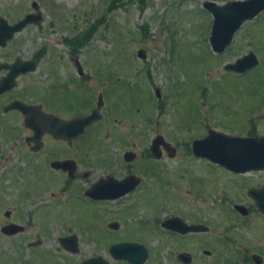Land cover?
<instances>
[{"label":"rangeland","instance_id":"obj_1","mask_svg":"<svg viewBox=\"0 0 264 264\" xmlns=\"http://www.w3.org/2000/svg\"><path fill=\"white\" fill-rule=\"evenodd\" d=\"M209 1L235 0H0V18L11 25L37 13L34 2L44 20L16 34L6 57L30 58L45 48L43 64L56 65L61 77L57 96L71 98L76 114L94 109L101 93L105 99L103 120L75 142L81 174L75 183L51 169L53 158L47 153L36 168L25 142L0 137V210L11 212L6 224L26 226L22 234L6 236V256H17L20 239L49 229L52 236L42 248L51 251L59 221L83 241L87 231L99 241L101 227L116 219L122 236L105 237L108 256L119 241H158L159 220L180 214L194 216L193 223L217 225L213 229L220 245L264 242V214L254 210L243 219L235 210L238 204L253 205L248 188L241 186L263 184L264 174L233 177L192 153L193 141L210 130L264 136V13L246 22L229 48L216 54L209 43L213 17L204 9ZM91 26L93 36L76 49ZM141 49L146 59L138 57ZM249 52L257 56V66L241 74L224 70ZM77 61L85 68V84L76 76L69 93L62 80L74 74ZM83 87L84 96L79 92ZM157 136L176 149L175 157L162 148V158H155L151 146ZM126 152L136 153L137 159L126 163ZM110 175L118 180L135 175L141 183L112 204L86 197L95 182ZM24 247V264L48 257Z\"/></svg>","mask_w":264,"mask_h":264},{"label":"flooded vegetation","instance_id":"obj_2","mask_svg":"<svg viewBox=\"0 0 264 264\" xmlns=\"http://www.w3.org/2000/svg\"><path fill=\"white\" fill-rule=\"evenodd\" d=\"M1 21L5 22L4 29L6 31V20H0V24ZM43 21L44 20L42 19L38 23L28 25L22 31L33 26L40 27ZM7 46L8 44L6 45V42L0 46V91L3 87L6 88V79H9V84H13L15 82V86L10 90L6 91V89H4L0 92V137L7 138L10 142H25V145L28 147L31 153V158H34L33 160L36 163V168L41 165L42 156L47 153V157L53 158V160L50 162L51 169H54L58 176L61 174L60 176L66 177L69 181H73L72 183H75V181H77L81 175L78 163L76 161L79 159H77L74 155L76 140L73 139L69 142L63 138H56L54 135L46 133L41 140L42 145L36 146L35 142H33L31 138H33L38 133V129L36 130L30 127L26 122V117L32 112L37 114L36 111L30 110L32 107H35L40 109V114L52 115L63 121H70L76 117L90 115L95 108L92 110H90L88 107V109L81 108V112L79 111L78 114H76L74 108L75 102H73L71 98L68 100H61L58 98V89L61 88V86L57 84V76H59V71L57 74V66L54 64H43V61L47 58L45 48H41L30 58L15 57V59H12L11 55L6 57ZM17 61L21 63L34 62L35 65L29 64L27 67L25 66L26 68L30 69V71L13 78L11 75V68ZM71 68L74 74H72L70 77L67 76L68 80L61 79L63 82H67L65 89L66 91H69V93L73 92L70 90V84L73 85L75 82H77L76 79H74L76 76L80 79L82 84H85V80L83 79L85 75L84 66L81 65L82 74L79 73L78 66H76L75 70L73 67ZM53 77L54 79L56 78V81L53 80ZM59 78L61 77L59 76ZM79 92H81V95L83 96L86 95L84 87L80 88ZM103 94L104 93H101L100 95ZM15 102L22 103L23 107L21 109H11L10 106ZM104 108L105 104L101 110L102 120L104 118L102 112ZM39 123H41L40 120ZM39 123L38 125H40ZM56 153L58 156L55 155ZM63 162L76 163L75 177H70L69 170L52 167L53 163ZM125 162L132 163L127 162L126 160ZM228 172L232 174L233 177L264 174V171H251L249 173L242 174H237L229 170ZM89 175L90 172L83 174V178H88ZM38 176L41 175L38 173ZM109 177L113 176H107L106 178L100 179V181L107 180ZM241 187L243 189L246 187L248 188L247 196L252 199L253 205H246V207L243 204H238L235 206L236 212L243 219L249 216L254 210L262 213L258 210L256 201L252 196L249 195V192L251 190H264V183H251L247 186L243 185ZM86 197H88L93 202L110 204H112L111 202H115L116 200L122 198L119 197L117 199L98 200L87 195ZM237 206L245 207L247 214L244 215L242 212H240L237 209ZM0 215L4 217V220L0 221V264H24L22 262L23 259L21 258V254L23 252L22 246L29 248V251L32 250V253H34L33 249H38L47 254L48 257L45 260L40 259L41 261L37 260V262H35L33 261L34 258H32V264H119V262H124L126 264H264V242L261 244L260 242L247 241L246 243L241 241L243 244L237 246L236 244L232 243L235 241H230L224 246L220 245L218 240L219 236L215 235V231L213 229L214 227L216 228L217 225L209 226L203 223H193L190 221V219L195 220L194 216H186L183 214L174 216L172 218L169 217V215L164 219L159 220L160 224L162 223V225L159 224L157 226L158 229L154 231H157L158 234L161 235L158 241H151L144 237H142V239L146 240L147 242L140 240L119 241L116 245L110 248V254L108 256L104 249L105 243L107 241L105 237L107 235H111L113 236L112 238L118 239L122 236L123 227L118 220L113 219L108 226L101 227L99 232V241L96 239H90L92 235L88 231L84 233L83 241V237L77 234V231L74 232L71 227L65 226L64 224H61V221H59V225L55 230V239L53 238V243L50 245L52 246L51 251L44 250L42 248L45 240L52 236V233H50L49 229V232L45 235L41 232L39 237H35L33 239L28 240V238H23L26 244L23 242V239H20L19 247L21 248H16L14 251L17 256L9 257L6 256V236L22 234L25 231L26 226L13 222L6 224V211L4 212L0 210ZM58 216L59 215H57V217ZM182 216H184L185 219ZM10 217L7 218L9 219ZM172 220H176V224L172 223ZM140 222L148 224L151 221L148 222L147 220L140 219ZM10 225H16L22 229L13 235L6 234V227ZM124 245H135V249L140 247L141 253L144 254L143 257L145 256L144 260L140 263H134L129 261L125 256H121V254L120 257L118 253L114 254L115 252H113V248ZM29 264H31V262Z\"/></svg>","mask_w":264,"mask_h":264},{"label":"water","instance_id":"obj_3","mask_svg":"<svg viewBox=\"0 0 264 264\" xmlns=\"http://www.w3.org/2000/svg\"><path fill=\"white\" fill-rule=\"evenodd\" d=\"M36 12H39V5L37 2L32 4ZM204 8L213 16V25L211 28L210 44L213 51L217 54L225 52L232 44L235 35L247 21H251L264 12V0H245V1H231L223 5L216 2H205ZM0 20H5L0 18ZM42 16L39 14H28L23 20L11 26L6 21V31L4 29V21L0 24V46L12 40L15 34L20 33L28 25L40 22ZM140 59H146V51L141 49L138 52ZM259 63L255 54L250 53L235 63L227 64L225 70L241 74L247 70L252 69ZM29 64L35 65L34 62L21 63L17 61L11 70L13 78L24 74L30 69L26 68ZM26 66V67H25ZM76 66L79 67V73L82 74L81 64L77 61ZM9 79H6V88L10 90L15 86L9 84ZM0 91V92H1ZM158 98H161L160 90H157ZM104 97L100 95L97 101V107L90 115L76 117L70 121H63L52 115L40 114V109L32 107V112L26 117L27 124L38 129V133L31 138L37 145H42V138L46 133L54 135V137L63 138L66 141H72L84 136L87 130L94 124L102 120L101 110L104 107ZM23 104L20 102L13 103L11 109H21ZM29 110V111H30ZM28 111V113H29ZM39 120L41 123H39ZM38 123L40 125H38ZM171 157H175L177 151L169 143L165 141L163 136H157L151 146L152 153L156 159L160 160L163 156V150ZM35 149V148H34ZM192 152L198 159H205L209 162L218 164L219 166L237 173H249L251 171H264V136L260 137H240L231 136L215 130H210L207 135L201 139L194 140L192 143ZM137 155L134 152H127L125 160L132 162L136 160ZM52 167L70 171V177H75L76 163L63 162L53 163ZM141 179L135 175H130L122 181H118L113 177L107 180H101L94 184L87 192L86 195L93 199H117L125 196L137 189L140 185ZM249 195L252 196L257 204V208L264 214V190H251ZM237 209L244 215L247 210L243 206H237ZM11 212H6V217H10ZM176 224V220H172ZM22 228L16 225L6 227V234L13 235L18 233ZM183 229V228H182ZM132 247V249H131ZM131 245H124L113 248L114 254L125 256L129 261L140 263L144 260L140 247L136 249ZM134 250V251H133ZM129 254V255H128ZM134 254V255H133Z\"/></svg>","mask_w":264,"mask_h":264},{"label":"trees","instance_id":"obj_4","mask_svg":"<svg viewBox=\"0 0 264 264\" xmlns=\"http://www.w3.org/2000/svg\"><path fill=\"white\" fill-rule=\"evenodd\" d=\"M118 2H121L122 0H117ZM116 4L113 3V6H115ZM95 27L94 26H91L90 27V30H88V32L86 34H83L82 35V39L81 41L78 43L76 42L75 44V48L77 49L79 46H84V42H87L90 40V38L93 36L94 32H95Z\"/></svg>","mask_w":264,"mask_h":264}]
</instances>
